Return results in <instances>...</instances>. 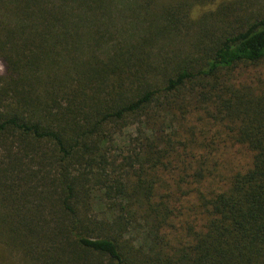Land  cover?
Segmentation results:
<instances>
[{"label":"trees","instance_id":"1","mask_svg":"<svg viewBox=\"0 0 264 264\" xmlns=\"http://www.w3.org/2000/svg\"><path fill=\"white\" fill-rule=\"evenodd\" d=\"M0 65V264H264V7L0 0Z\"/></svg>","mask_w":264,"mask_h":264},{"label":"rangeland","instance_id":"2","mask_svg":"<svg viewBox=\"0 0 264 264\" xmlns=\"http://www.w3.org/2000/svg\"><path fill=\"white\" fill-rule=\"evenodd\" d=\"M247 1H248L250 8H255L258 6L264 7V0H247ZM1 70H2V67L0 65V72H1ZM247 72H255V69H253V67L249 68V70H246L245 75ZM113 153H115V152H113Z\"/></svg>","mask_w":264,"mask_h":264}]
</instances>
